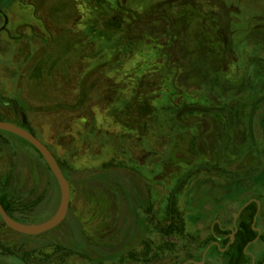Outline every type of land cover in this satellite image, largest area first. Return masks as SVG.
<instances>
[{
    "label": "rangeland",
    "instance_id": "rangeland-1",
    "mask_svg": "<svg viewBox=\"0 0 264 264\" xmlns=\"http://www.w3.org/2000/svg\"><path fill=\"white\" fill-rule=\"evenodd\" d=\"M5 1L10 4L13 0H0V6ZM128 1L131 9H141L145 4L163 0ZM207 1L210 3L207 8L217 11L218 18L230 28L237 21L238 11L247 10L246 16L250 18L264 8V0H259V4L255 5L260 10L253 8V12L246 6H237L236 0ZM88 7L86 0H14L9 7L0 9L9 20L7 28L0 31V120L28 129L51 149L62 165L67 162L74 168L92 169L108 162L106 147L114 144L118 159L136 167L147 177L154 217L147 236L132 250L133 256L103 264H173L183 256L189 257L185 247L193 237L203 244V248L208 243L211 222L206 223L202 231L189 222L184 223L186 215L193 212L189 202L194 193L192 190L200 186L199 182L210 181L220 186L236 187L235 181H239L220 174L217 169L219 164L233 173L248 176L256 173L254 176L257 177L250 179L255 182L264 179V170L260 171L264 168V128L261 124V120H264V103L254 117L253 130L246 132L248 138L245 140L244 136L238 135L237 140V136L234 139L238 141L237 144L244 145V153H238L237 146L229 148L228 163L219 160L223 145L220 138L214 135L205 137L196 151L176 153L177 158L190 159L192 164L200 163L202 168L197 171L195 181L179 188V194L173 193L171 190L176 188L174 183L168 185L167 181L154 180L153 175L157 171L152 174L153 171L150 178L147 176L149 164L166 171L174 169L175 163H168L167 138L157 141L153 136L144 141L138 135L128 134L121 125L113 122L109 110L115 98L112 84L128 79L130 73L121 68L113 72L105 67L95 70L97 66H104L108 57L102 59L97 55V45L91 43L89 38H82L81 27L85 21L73 17L74 13L85 15ZM3 25L4 20L0 15V29ZM237 32L228 34L235 45L239 43ZM245 33V47L230 54L228 67L236 71L239 69L237 63H240L242 73L248 69L250 57L259 53L260 50L256 49L264 47L263 39L257 34ZM261 54L264 57V48ZM40 63L41 73L37 74ZM260 67L262 69L259 71L263 72L264 65ZM83 83L86 84L87 99L82 106L76 107L80 102ZM58 105L70 108H54ZM8 138L0 136V193L8 192L10 199L26 216L44 219L55 214L60 206V198L53 173L32 147L21 144L22 148L16 152L10 146V141H13ZM256 153H260V160ZM70 189V211L90 241L107 253L123 249L134 227L132 209L143 211L145 215V211L136 203V189L130 188L132 195L129 197L122 184L95 180L71 182ZM243 190L237 189L241 193ZM175 208L179 214H184L178 222L174 216ZM37 219L33 225L43 221L42 218ZM176 224L178 228L188 229L189 235L187 232L181 233L174 227ZM78 236L79 233L67 218L58 227L41 235L18 233L0 221V252H4L0 264H92L85 257L74 254L73 244ZM168 244L174 249H167ZM212 262L213 259L209 264Z\"/></svg>",
    "mask_w": 264,
    "mask_h": 264
},
{
    "label": "trees",
    "instance_id": "trees-1",
    "mask_svg": "<svg viewBox=\"0 0 264 264\" xmlns=\"http://www.w3.org/2000/svg\"><path fill=\"white\" fill-rule=\"evenodd\" d=\"M236 1L237 6H246L251 12L253 8H256V11L260 10L258 5L255 6L259 4V0ZM13 2L14 0L8 4L5 1L0 9L9 7ZM86 2L89 4L88 12L85 15L74 13L73 17L77 16L78 21H85L82 22L83 27H81L82 38H89L91 43L97 45L99 50L97 55L102 59L108 57L104 66H97L95 70L105 67L113 72L121 68L132 75L129 74L130 77L121 83L112 84L111 90L115 98L109 110L113 122L115 125H121L128 134L138 135L144 141L149 137H155L157 141L167 138V151L170 156L168 163L174 162V169L166 171L158 168L157 165L149 164L148 178L153 171L152 174L157 171L153 175L154 180L167 181L168 185L174 183L176 188L171 191L179 194V188L196 180L197 171L202 166L200 163L192 164L190 159L181 160L176 157V153L196 151L205 137L211 135L217 136L222 142V155H218L221 163H228V149L233 146H237L238 153H244V145L237 144L236 140L238 135L244 136L245 140L248 138L246 132L253 130L251 128L254 117L264 103V71H259L262 69L260 65H264V57L261 54L264 47L260 46L256 49L260 50L259 53L250 57L248 69L243 73L240 63H237L239 69L236 71L228 67L230 54L234 51L237 53L245 47L244 42L247 37L245 32L257 34L264 42V8L259 14L251 15L250 18L246 16L247 10L238 11L237 21L233 22L230 28L218 18L217 11L207 8L210 4L206 3L207 0L202 2L163 0L155 4H145L141 9H131L128 0H86ZM204 8L207 9L204 11ZM237 30L239 43L236 47L228 34ZM41 64H38L37 74L41 73ZM86 99V84L83 83L80 102L76 107L82 106ZM54 108H70V106L58 105ZM261 124L264 128V120H261ZM0 136H8V139L13 141H10V146L16 152L20 151L22 145H27L44 160L39 151L24 139L1 130ZM250 137L253 139V136ZM157 141L154 142L155 146ZM5 142L8 143V140L6 139ZM244 144L247 145L245 142ZM106 149L108 162L92 169L74 168L67 162L62 165L55 156L70 183L89 180L111 181L122 184L129 197L132 195L130 188L134 187L137 194L136 203L145 211L144 215L143 211L132 209L134 227L127 244L120 251L107 253L90 241L81 224L69 210L67 219L71 220V224L79 233L73 244L74 254L85 257L92 264H103L133 256L132 250L147 236L154 217L147 177L136 167L121 162L116 156L114 144L108 145ZM152 151L158 154L157 151ZM259 154L256 153L258 160H260ZM219 165L217 169L220 173L227 176L234 174L228 168ZM47 167L51 171L48 165ZM53 178L60 198V188L54 174ZM199 184L197 192H194L192 205L211 214L214 208L213 198L219 194L222 199L229 194L226 190L217 191L210 181ZM0 202L13 219L24 224L33 225L35 224L33 221L38 220L37 218H42L43 221L37 223L42 224L54 216V213L44 219L26 216L10 199L8 192L0 193ZM251 210L252 214L248 219L246 214ZM254 212V205L242 212L234 245L223 254L215 246L208 257L216 253L221 254L225 264H240L245 261L244 246L257 237V233L251 227ZM174 216L177 222L183 218L176 208ZM0 221L5 223L1 216ZM175 226L178 228L177 224ZM178 229L183 232L181 228ZM212 240L213 238L206 245ZM228 241L230 240H226ZM166 248L174 249L169 244ZM3 253L0 252V258L3 257Z\"/></svg>",
    "mask_w": 264,
    "mask_h": 264
},
{
    "label": "flooded vegetation",
    "instance_id": "flooded-vegetation-1",
    "mask_svg": "<svg viewBox=\"0 0 264 264\" xmlns=\"http://www.w3.org/2000/svg\"><path fill=\"white\" fill-rule=\"evenodd\" d=\"M0 15L4 20L3 27L7 28L9 23L8 16L3 11H0ZM2 28L0 31L4 30ZM263 170L264 168L260 171ZM255 174H251L250 176L244 173H239V175L238 173L229 174V177L239 181H235L237 184L236 187H226L212 183L217 191L226 190L229 195L221 199L218 194V196L216 195V197L213 198L214 208H212L211 214L205 213L202 209L192 205V199L199 187L192 190L195 193H192L189 204L193 212L186 215L184 223L187 224L189 222L191 225L195 226L197 230L202 231L206 223L211 222L210 236L207 240L209 241L211 238H213V240L203 248V244L198 243L197 239L193 237L192 241H189L188 246L185 247V251L189 253V257L186 258V256H183L180 261H173V264H209L212 259V264H225V260L221 254L216 253L210 257H208V254L215 246L218 247L223 254L235 244V237L239 232V218L242 212L252 205L255 207V212L251 227L254 232L257 233V237L253 241L247 242L244 246L243 252L246 258L245 261L240 264H264V179H261L259 182L250 180ZM258 174H260V172ZM255 177L257 176L253 178ZM241 188L244 189L243 193L237 191V189ZM233 191H236L238 194ZM251 214L252 210L246 214V217L249 219ZM182 215L184 214L181 213V216ZM193 219L195 221L192 222ZM182 230L189 235L188 229ZM176 232L181 234V231ZM196 237L200 238L198 235ZM228 239L230 241L226 242Z\"/></svg>",
    "mask_w": 264,
    "mask_h": 264
},
{
    "label": "water",
    "instance_id": "water-1",
    "mask_svg": "<svg viewBox=\"0 0 264 264\" xmlns=\"http://www.w3.org/2000/svg\"><path fill=\"white\" fill-rule=\"evenodd\" d=\"M2 29H4V27ZM0 130L14 134L24 139L39 151V153L42 155L45 162L51 169L52 173L54 174L55 178L57 179L61 195L60 206L57 212L52 218L42 224L28 225L18 222L7 213L2 203L0 202V216L2 220L12 230L25 235H41L58 227L66 220L69 213L71 189L70 182L66 178L64 171L58 163L55 155L39 137H37L35 134L24 127L11 122L0 120Z\"/></svg>",
    "mask_w": 264,
    "mask_h": 264
}]
</instances>
